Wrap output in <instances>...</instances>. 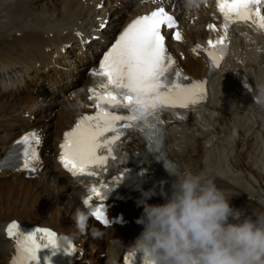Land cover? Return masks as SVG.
<instances>
[{"label": "bare ground", "instance_id": "bare-ground-1", "mask_svg": "<svg viewBox=\"0 0 264 264\" xmlns=\"http://www.w3.org/2000/svg\"><path fill=\"white\" fill-rule=\"evenodd\" d=\"M0 1L3 3L0 7L3 19L0 69L20 67L33 73L27 78L20 75L21 79L18 77L15 84L6 85L0 91V264H8L3 250L9 241L4 238L2 229L10 220L70 234L75 242L87 247L88 257L83 261L88 259L90 264H122L123 252L134 237L171 203L187 204L193 214L188 219L202 223L219 218L220 226H224L232 212L246 213L264 221V132L261 131L264 118L255 119L241 106L247 91L239 83L254 73L264 74V56L259 50L261 46L255 45L251 27L239 28L236 33L232 31L236 34L232 44L235 56L228 57L211 78L207 77L213 72L208 62L196 56L193 47L204 44L206 38L202 37L217 38L218 32L207 27L205 30L194 13V23L187 24L188 39L172 41L171 46L176 48L173 50L175 59L181 74L188 76L186 80H208L210 99L206 107L197 115L176 123L171 119V111H165L163 154L155 151L154 141L145 132L129 130L121 142L129 152L142 155L151 165L156 172L152 182L156 191L166 188L189 193L171 201L157 196L146 201H124L120 207H113L112 211H121L128 224L106 227L103 229L106 241H102L101 228L88 220L81 203L83 196L89 193L90 183L72 179L56 157L64 132L93 111L86 100L92 84L87 71L97 66V55L85 57L81 64L73 61L72 66L68 54L69 49L78 48L83 52L96 43L88 33L95 23L94 13H90L96 11L95 6L103 0H59L51 5L38 4L41 0ZM135 1H122L123 8L137 7L120 22V17L114 18L111 14L107 31L99 25L106 22L114 5L109 1L104 3L101 9L105 14L94 27V33L111 39L135 14H149L161 6V0ZM93 3L95 5L91 6ZM207 12L204 8L206 22ZM230 47L228 43V49ZM226 48L218 45L216 50ZM256 85L254 83V89ZM80 88L85 97L78 101L82 95ZM29 136L36 141L34 157L8 168L15 146ZM36 169L39 172L31 175ZM167 174L176 176L170 180L172 183L165 180ZM140 203L143 204L138 208ZM104 245H107L102 249L106 251L105 257L101 258L99 249ZM253 249L255 252L247 264H264V241Z\"/></svg>", "mask_w": 264, "mask_h": 264}, {"label": "rangeland", "instance_id": "rangeland-1", "mask_svg": "<svg viewBox=\"0 0 264 264\" xmlns=\"http://www.w3.org/2000/svg\"><path fill=\"white\" fill-rule=\"evenodd\" d=\"M57 1H59V0H41V1L38 2V4L39 3L42 4L43 2H47L49 5H51V4L57 3ZM1 4L3 5V3L0 1V7H2ZM134 6L135 5H133V7ZM127 7H132V6H127ZM133 7H132V9H133ZM132 9H129V11H131ZM127 16H128V14H127ZM123 17H125V16H123ZM2 22H3V19L0 18V25L2 24ZM24 73H25V71H23V69H21V68H16L15 70H12L9 73V76H10V79L9 80H10V82H9V80L8 81H2V82H0V91L2 90V87H4L5 85L10 84V83H13L14 80L17 79L18 75L20 76L21 74H24ZM102 258H103V256H102Z\"/></svg>", "mask_w": 264, "mask_h": 264}]
</instances>
